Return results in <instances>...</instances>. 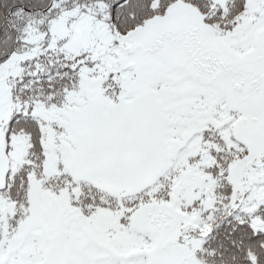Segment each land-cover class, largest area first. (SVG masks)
Returning a JSON list of instances; mask_svg holds the SVG:
<instances>
[{
  "label": "snow or ice",
  "instance_id": "1",
  "mask_svg": "<svg viewBox=\"0 0 264 264\" xmlns=\"http://www.w3.org/2000/svg\"><path fill=\"white\" fill-rule=\"evenodd\" d=\"M0 264H264V0H0Z\"/></svg>",
  "mask_w": 264,
  "mask_h": 264
}]
</instances>
